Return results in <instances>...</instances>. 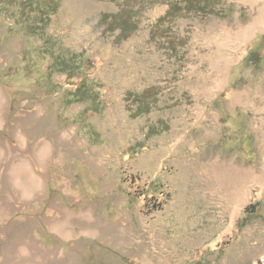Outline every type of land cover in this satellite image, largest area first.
Masks as SVG:
<instances>
[{
  "label": "rangeland",
  "instance_id": "1",
  "mask_svg": "<svg viewBox=\"0 0 264 264\" xmlns=\"http://www.w3.org/2000/svg\"><path fill=\"white\" fill-rule=\"evenodd\" d=\"M170 1L180 0H62L46 30L91 57L85 75L102 83V102L88 111L70 96L82 78L49 71L18 5L0 0V243L16 242L10 228L24 233L17 264L263 262L264 0H221L215 13L156 25ZM124 6L138 28L120 40L103 14ZM151 86L157 98L134 116L129 94ZM15 155L42 178L39 191L11 183ZM65 211L75 214L68 237L48 220Z\"/></svg>",
  "mask_w": 264,
  "mask_h": 264
},
{
  "label": "trees",
  "instance_id": "2",
  "mask_svg": "<svg viewBox=\"0 0 264 264\" xmlns=\"http://www.w3.org/2000/svg\"><path fill=\"white\" fill-rule=\"evenodd\" d=\"M221 0H180L170 1L167 11L161 15L156 25H161L166 21L174 19L178 15L193 12H216V5ZM14 3L18 5V17L22 29L28 34L41 39L40 50L45 57L50 58L47 64L49 71H60L69 77L79 76L81 82L77 90L70 92L74 100L89 102L88 111L97 110L101 107L100 90L102 83L85 75L86 70L91 67L92 59L86 50L75 51L63 46L61 40L47 33V27L51 23L53 16L59 12L62 0H22ZM134 7H123L118 12H107L103 18L108 21V26L113 30H119L117 38L124 40L131 36L138 28V23L133 19ZM250 54L248 55V58ZM159 89L151 86L146 90L136 93L131 92L129 97L138 107L133 113L134 116L144 114L150 110L151 102L157 98ZM261 264H264V260Z\"/></svg>",
  "mask_w": 264,
  "mask_h": 264
},
{
  "label": "bare ground",
  "instance_id": "3",
  "mask_svg": "<svg viewBox=\"0 0 264 264\" xmlns=\"http://www.w3.org/2000/svg\"><path fill=\"white\" fill-rule=\"evenodd\" d=\"M264 11V10H263ZM259 16V15H258ZM261 20H264V15H260ZM260 20V19H259ZM253 27L258 25H252ZM262 26V25H261ZM252 27V30L254 29ZM234 39V38H233ZM4 105V97L2 95V92L0 90V107H3ZM3 115V112L0 110V121L2 120L1 117ZM15 138L20 145H24L26 143V136L22 131H16ZM48 145L45 140L37 141L36 144L33 145V151L35 152V158L37 159L38 163H43V160L45 156L47 155ZM5 152V149L0 142V161L3 157V154ZM23 154V153H22ZM19 155V154H18ZM14 156L11 161L7 164L6 167V173L10 175L11 183L19 189L22 194L25 196L27 194H32L36 191H39L43 187V180L40 177V175L35 171L33 168V165L25 159L22 155L20 156ZM6 164V163H5ZM29 182L28 186L26 187L25 182ZM244 198H241V200ZM4 202V201H3ZM0 202V223L3 222V220L8 216L9 210L5 206V203ZM64 215L66 216L67 220L62 221L57 219L56 221L49 220V228L60 235H64L65 237L71 236L74 234V227H73V219L75 218V214L69 211H65ZM47 223V222H46ZM232 227V224L224 232H227ZM11 229V228H10ZM10 232L13 231L16 236V242L14 244L12 243H0L2 246V249L6 253V262L5 264H17L19 261H13V255L18 251L19 245L24 240V233L20 232L17 228H13L10 230ZM7 230V228H6ZM9 232V233H10ZM255 255L258 254L259 250H255ZM22 259V258H21ZM23 260V259H22ZM237 260V259H235ZM239 260V259H238ZM24 261V260H23ZM232 261V260H231ZM226 264H246L242 260L240 262L236 261L233 263H226Z\"/></svg>",
  "mask_w": 264,
  "mask_h": 264
}]
</instances>
